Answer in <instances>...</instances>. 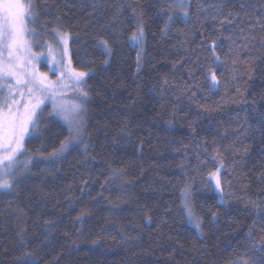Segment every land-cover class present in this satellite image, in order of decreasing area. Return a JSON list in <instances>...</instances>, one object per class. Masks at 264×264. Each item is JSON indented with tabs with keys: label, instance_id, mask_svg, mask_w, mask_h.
Segmentation results:
<instances>
[{
	"label": "trees",
	"instance_id": "obj_1",
	"mask_svg": "<svg viewBox=\"0 0 264 264\" xmlns=\"http://www.w3.org/2000/svg\"><path fill=\"white\" fill-rule=\"evenodd\" d=\"M32 2L39 34L27 38L47 47L59 27L72 66L93 69L86 132L43 159L67 134L47 107L26 138L0 191V264H264V0H190L188 17L171 0ZM220 161L225 202L209 181ZM185 186L200 230L181 210Z\"/></svg>",
	"mask_w": 264,
	"mask_h": 264
},
{
	"label": "snow or ice",
	"instance_id": "obj_2",
	"mask_svg": "<svg viewBox=\"0 0 264 264\" xmlns=\"http://www.w3.org/2000/svg\"><path fill=\"white\" fill-rule=\"evenodd\" d=\"M190 7V0H171L168 4L169 11L174 13L178 11L185 17L189 16ZM35 8L32 0H27V3L24 0H0V92L7 89V96L0 99V190L6 192L13 190L17 170L14 166L18 158L27 155L26 138L30 137L42 123V117L48 107L45 101L51 102L52 111L48 113L49 117H60L65 122L67 134L59 142V147L54 148L48 156L42 157L43 159L55 163L56 159L65 152L84 144L83 137L86 132L85 104L89 100L86 78L93 69L78 70L72 66L71 57L65 60L68 56L70 34L57 27L53 29V32L59 37L62 49L59 60L52 58L55 65L52 70L56 79H49L48 73H39L36 70V64L33 62H38L41 56L32 51V42L27 38V35L39 34L34 28L29 27L30 23H36L39 16ZM133 13L135 16V6ZM168 19L171 22L173 17L169 15ZM257 23L264 28V18L259 19ZM144 36L145 25L141 18L130 36L131 43L140 49L137 53L138 70ZM99 46L103 48L106 55H112L109 40L101 39ZM217 47L216 41L209 45V50L215 60H219V56L216 55ZM51 52L52 49L49 46V53ZM107 62L105 60V63ZM205 78L210 81L211 89L217 88L220 84L216 72L211 68L208 69ZM69 93L74 95L70 96ZM17 96L20 97L19 100L16 99ZM21 100H23L22 104ZM219 155L217 151L213 159L216 160ZM29 163L31 159L24 161L23 166L26 168ZM223 168L224 164L220 161L219 167L209 174L210 179L215 182V190L221 194V202H225L220 175ZM180 199L181 210L186 214V219L193 224L196 230H200L201 218L194 212L188 186L181 189ZM253 207H256L255 203ZM212 216L216 219L217 213L213 212ZM241 264H247V262L241 261Z\"/></svg>",
	"mask_w": 264,
	"mask_h": 264
},
{
	"label": "rangeland",
	"instance_id": "obj_3",
	"mask_svg": "<svg viewBox=\"0 0 264 264\" xmlns=\"http://www.w3.org/2000/svg\"><path fill=\"white\" fill-rule=\"evenodd\" d=\"M29 41L32 42V45L33 46H37L38 49H44L41 53H39V55L41 56V59L37 62V61H34L33 63L36 64V70L39 72V73H48V78L49 79H52V80H55L56 79V75L53 74V68L55 67L54 65V62H52V58L55 57L56 60H59L60 59V56H61V49H62V44L60 42V39L59 37L55 34V38L54 40L50 41V47L52 49V52L51 54L49 53V46L45 45V47H43L41 45V43L43 41H46L43 37H39V38H35V40L29 38ZM6 55V53H5ZM68 58L65 57V60ZM30 67V66H29ZM69 95H74L72 93H69ZM7 96V89L3 90V92H0V99H3L4 97ZM26 96V94H25ZM16 99H20V97H16ZM23 103V100H21V104ZM45 104L48 105V108L52 111L51 109V102L50 101H45ZM5 112H6V109H5ZM58 118L62 123L65 124V122L60 118V117H56ZM15 167V166H14ZM209 181H211L213 187L215 185V182L212 181L209 177ZM215 188V187H214ZM1 191V190H0ZM217 193L218 191L215 190ZM193 225V224H191Z\"/></svg>",
	"mask_w": 264,
	"mask_h": 264
}]
</instances>
